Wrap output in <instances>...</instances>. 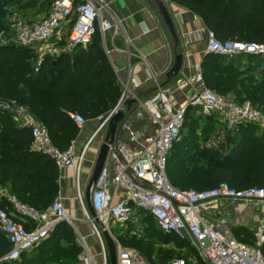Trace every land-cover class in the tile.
Segmentation results:
<instances>
[{"label": "built area", "instance_id": "obj_1", "mask_svg": "<svg viewBox=\"0 0 264 264\" xmlns=\"http://www.w3.org/2000/svg\"><path fill=\"white\" fill-rule=\"evenodd\" d=\"M47 15L40 21L26 25L17 32L21 45L43 43L53 36L58 38L63 29L67 36L62 51L88 45L94 35H103L114 28L115 19L101 17L94 0H45ZM205 50L227 58L245 54L264 56V43L220 40L212 31L206 30ZM41 59L35 65L38 70ZM117 103L108 117L123 108L126 98L135 96L140 83L132 76L122 80ZM179 89L189 92L178 101L170 97V88L156 84L155 89L140 102L155 130L138 140L135 131L129 130L133 146L127 147L114 141L97 179L90 188V203L95 212L92 217L85 209L84 191L78 184V176L85 160L88 145L93 137L106 127L107 119L98 123L94 132L79 150L70 144L64 149L56 147L46 127L34 121L30 114L19 106L0 101V111H16L18 123L30 129L35 151L51 159L58 170L75 171V201L84 213V219L98 246L93 253L85 238L76 233V242L81 248L80 264H110L107 246L101 231L108 232L114 241L116 264H142L130 251L117 242L114 224L149 214L161 234L186 238L203 264H264V224L252 232V242L244 243L225 231L205 221V208L219 199L264 204V186L234 189L221 182L212 188L201 190L179 189L169 182L166 175L167 154L172 144L180 138L188 108L199 109L203 114L214 115L218 124L234 129L242 123H256L264 127V112L247 102L220 95L206 87L199 68ZM139 97V96H138ZM141 100V99H140ZM16 115V116H15ZM68 117L80 128L85 119L77 113ZM100 116H98V119ZM109 160V164L107 162ZM119 195L118 200H114ZM6 208H0V232L9 244L8 252L0 257V263L18 260L46 239L58 223L72 225L74 218L66 213L64 201L57 196L43 210L20 201L13 193L0 190ZM167 264H184L182 259H173ZM189 264H194L191 262Z\"/></svg>", "mask_w": 264, "mask_h": 264}, {"label": "trees", "instance_id": "obj_2", "mask_svg": "<svg viewBox=\"0 0 264 264\" xmlns=\"http://www.w3.org/2000/svg\"><path fill=\"white\" fill-rule=\"evenodd\" d=\"M175 1L191 5L207 29L220 40L264 43V0ZM35 3L36 0H30L29 5ZM86 46L85 50L74 48L76 54L70 61L67 53L53 60L41 59L37 71H34L35 65L26 46L0 47V101L22 107L37 121L48 125L50 139L59 149L70 145L62 132L77 129L68 113L107 115L120 94L99 34L96 33ZM225 58L208 52L201 62L206 87L223 96L226 91L236 92V86L245 79L237 75L242 68L231 62L225 63ZM247 66L253 68L251 64ZM257 70L262 73L257 80H261L259 83L264 87V66ZM43 75L48 78H42ZM190 109H187L179 140L172 144L167 154L166 175L171 185L192 190L212 188L221 182L234 189L264 186V127L242 123L224 132L220 140L213 137L222 149L200 145L196 141L195 120L188 119ZM258 109L264 112V109ZM13 118L10 112L0 111V187L24 203L46 209L58 195V169L46 155L32 149L30 129ZM214 121L217 123L215 116ZM0 208L8 209L1 196ZM64 224L58 223L54 229ZM144 237L143 240L131 237L127 247L143 255L150 264H165L161 254L167 252H156L151 260L153 246ZM237 240L252 242V239ZM57 241L66 243L65 256L80 255L81 248L71 232H60ZM8 250L9 244L0 232V257ZM38 256L26 253L18 260L8 262L39 264ZM198 264L203 263L199 261Z\"/></svg>", "mask_w": 264, "mask_h": 264}, {"label": "crops", "instance_id": "obj_3", "mask_svg": "<svg viewBox=\"0 0 264 264\" xmlns=\"http://www.w3.org/2000/svg\"><path fill=\"white\" fill-rule=\"evenodd\" d=\"M94 1L101 17L111 15L115 19L114 28L99 37L105 57L120 88V82L128 75L134 77L140 83L135 94L142 102L153 92L156 84L160 85L165 80V73L173 64L175 52L183 53V63L178 75L166 85L170 88V97L173 100L178 101L189 92L187 88L179 89L178 84L181 81L191 78L198 68L203 76L201 62L206 54L207 27L191 5L180 4L175 0H163L178 38V48L175 49L172 37L161 16L149 2L145 0ZM98 123V118H86L80 128L73 132L69 129L65 130L61 135L67 138L77 151L94 132ZM129 130L135 131V135L140 137L138 140L141 136L148 135L155 130L140 102L132 105L125 113L124 120L117 125L114 142L132 147ZM105 131L106 127L97 133L88 145L78 176V184L84 193ZM226 131L214 132L210 143L205 146L222 148L221 144L216 145L213 137L220 140ZM202 132V128L199 133L195 129V133L203 138ZM196 141L200 144V140L196 139ZM57 183V196L63 198L66 213L74 220L78 219L80 212L74 198L76 193L75 171L73 169L58 170ZM119 198L120 196L117 195L114 200ZM84 205L86 206L85 196ZM260 205L259 203L219 199L205 208V221L237 239L251 241L253 230L264 224V208ZM230 207L234 208L233 212H229ZM89 229L88 225L81 226L77 232L85 238L87 247L95 254L98 246Z\"/></svg>", "mask_w": 264, "mask_h": 264}, {"label": "rangeland", "instance_id": "obj_4", "mask_svg": "<svg viewBox=\"0 0 264 264\" xmlns=\"http://www.w3.org/2000/svg\"><path fill=\"white\" fill-rule=\"evenodd\" d=\"M29 2L30 0L0 1V47L5 48L10 45H21L17 42L18 30L23 26L31 25L40 21L47 15L49 9L47 1L36 0V3L34 5H29ZM61 32L62 33L59 38L57 36H53L43 43L24 45L29 50V57L33 65H37L39 59L46 58L53 60L60 54L67 53L69 61L73 56H75L76 53L74 50L65 52L62 51L61 47L63 45V41L67 36V29L65 28ZM94 41H96V39ZM86 47L87 46L81 47V49L85 50ZM230 62L231 64L242 68V71L237 75H240L242 79H245H243L242 82L236 86V92L231 93L230 91H226L224 95L239 102H247L253 107L264 109V87H262V84L259 83L261 80H257L262 76V73L257 72V68L259 66H264V57L253 55L247 56L245 54H240L230 58H225V63ZM248 64H251L253 68L247 66ZM250 76H252L253 79H251ZM42 78L47 79L48 76L43 75ZM208 88L211 89V87L209 86ZM8 112H10L11 114H16V111L12 110H8ZM30 116L36 123L50 130L48 125L37 121L33 115L30 114ZM98 116L99 115L97 114H89L83 117L86 119L98 118ZM13 119L15 120L16 118ZM17 119L18 120L15 121L19 122L20 119L18 117ZM188 119L195 120V129L198 133L201 128L203 129V138L201 137V135L200 137L197 135V139L200 140V145H208L214 132H218L219 130L226 131L228 129L226 126H222L216 123L214 121L213 115L203 114L199 109H190L188 113ZM34 148L35 147L33 145L32 149ZM107 162L109 164L110 161L107 160ZM2 189L3 188L0 187V190ZM260 206L264 208V204H261ZM77 208L80 212V217L78 219H75L72 222V225L65 223L64 225L58 226L50 233L48 238L43 243L28 252V254L39 255V264H80V255H78L77 257L65 256L64 250L66 249V243L64 241H57V236L60 232H71L75 239V232L79 231V228L81 226H87L83 211L80 210L78 206ZM85 209L87 211L86 206ZM228 210L229 212H233L234 208L230 207ZM114 228L115 229L113 231L120 246L130 251V253L135 258L140 260V262L143 264H150V262L145 260L143 255L134 252L126 245L131 237L143 240V236H145L144 240L153 246V254L151 260L154 259L156 252L164 251L167 252V254H161V258L165 260V264L169 263L172 259H183L185 264H189L191 262H194V264L199 263V260L192 250L190 242L186 238L159 233L155 227L154 222L152 221L151 216L147 214L140 216L137 221L135 219H130L126 222L116 223L114 224ZM92 238L95 242V238L93 235ZM5 264L12 263L7 262Z\"/></svg>", "mask_w": 264, "mask_h": 264}, {"label": "water", "instance_id": "obj_5", "mask_svg": "<svg viewBox=\"0 0 264 264\" xmlns=\"http://www.w3.org/2000/svg\"><path fill=\"white\" fill-rule=\"evenodd\" d=\"M145 1L149 2L157 10L158 15L161 16L164 22V25L166 26L168 32L170 33L172 37L174 48L177 49L178 48V38L176 36V32H175L172 20L165 8L163 0H145ZM206 53L208 52L206 51ZM173 58H174L173 64L171 68L165 73V80L160 84V86L168 85L170 81L173 78H175L180 72V69L183 63V53L175 52ZM139 102H141V100L135 94V96L125 99L123 103V106H124L123 108L116 109L109 117L107 114V115L100 116V118L98 119V122L101 123L104 120H106V118H108L106 122L105 135L98 149L95 162H94V166L89 176L88 182L86 184L85 193H84L86 208H87L88 213L92 217H95V212L90 203V188L95 182V180L97 179L98 174L103 167V164L105 162L107 152H108V145L114 141L117 125L121 121L124 120L125 113H127L130 110L131 106L134 104H138ZM101 236L107 246L108 258H109L110 264H116V251H115L113 239L110 237L108 232L105 230L101 231Z\"/></svg>", "mask_w": 264, "mask_h": 264}]
</instances>
